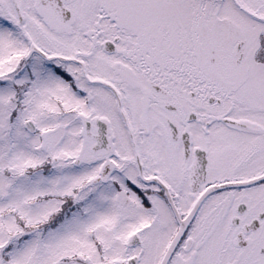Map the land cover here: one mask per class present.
<instances>
[{"label":"snow or ice","instance_id":"1","mask_svg":"<svg viewBox=\"0 0 264 264\" xmlns=\"http://www.w3.org/2000/svg\"><path fill=\"white\" fill-rule=\"evenodd\" d=\"M0 264H264V0H0Z\"/></svg>","mask_w":264,"mask_h":264}]
</instances>
